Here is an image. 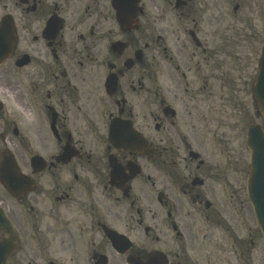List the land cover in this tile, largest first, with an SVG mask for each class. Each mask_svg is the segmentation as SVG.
<instances>
[{
	"label": "flooded vegetation",
	"instance_id": "af4514ba",
	"mask_svg": "<svg viewBox=\"0 0 264 264\" xmlns=\"http://www.w3.org/2000/svg\"><path fill=\"white\" fill-rule=\"evenodd\" d=\"M128 1L0 0L16 37L0 65L13 103L0 109V165L16 166L0 211L20 240L5 264H204L224 237V131L264 119L251 90L264 15L221 32L212 0H133L122 30L115 5ZM139 141L147 152L120 146ZM116 231L128 241L112 244Z\"/></svg>",
	"mask_w": 264,
	"mask_h": 264
},
{
	"label": "rangeland",
	"instance_id": "374dc122",
	"mask_svg": "<svg viewBox=\"0 0 264 264\" xmlns=\"http://www.w3.org/2000/svg\"><path fill=\"white\" fill-rule=\"evenodd\" d=\"M228 1V2H227ZM232 1H241V9L238 11L237 15L239 21H243L247 17L252 19L255 15H264V1L262 0H232ZM251 1V2H250ZM256 3L258 11L254 10V5L252 2ZM219 0H212V5L220 3ZM227 4L220 6L224 7V18L219 23V28L217 31L224 32L222 29L225 27H230L238 17H233L231 1L226 0ZM214 21H211L213 24ZM218 25V23H217ZM230 30V29H229ZM211 43L210 48L217 46L220 42L217 41V38L211 34ZM171 45V44H168ZM264 122V120H263ZM230 132L228 129L224 131V168L226 169L225 173L228 177V183L230 185L232 192L234 189L237 190L238 186L244 185L245 175L247 171V161L248 151L244 144V135H241L239 138L229 137ZM229 160L230 164L227 163ZM233 191V194L236 192ZM229 195V194H228ZM233 195L224 196V211L227 214H224L225 220L224 223V258L223 255L216 260H213L216 264H264V242L257 233V228L254 225L252 220V212L250 209L244 208V211L237 212L232 208L230 204V199ZM238 205V204H237ZM239 206V205H238ZM250 227L253 234V243L250 244L246 238V228ZM232 233L234 234V241L231 238Z\"/></svg>",
	"mask_w": 264,
	"mask_h": 264
},
{
	"label": "water",
	"instance_id": "95a60500",
	"mask_svg": "<svg viewBox=\"0 0 264 264\" xmlns=\"http://www.w3.org/2000/svg\"><path fill=\"white\" fill-rule=\"evenodd\" d=\"M261 67L264 74V53ZM259 83L260 86L261 84L264 86V80L259 78ZM257 97L261 100L258 103L262 112H264V91L262 93L258 91ZM261 137L262 133L259 130L254 127L250 128L248 132V148L251 152V159L248 192L264 236V143L261 141Z\"/></svg>",
	"mask_w": 264,
	"mask_h": 264
}]
</instances>
